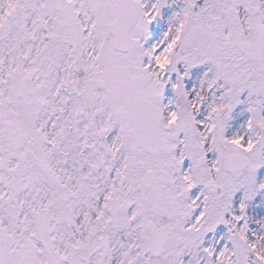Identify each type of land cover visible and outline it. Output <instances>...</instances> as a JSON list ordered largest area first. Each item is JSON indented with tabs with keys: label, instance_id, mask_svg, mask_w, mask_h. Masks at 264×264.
<instances>
[{
	"label": "snow or ice",
	"instance_id": "snow-or-ice-1",
	"mask_svg": "<svg viewBox=\"0 0 264 264\" xmlns=\"http://www.w3.org/2000/svg\"><path fill=\"white\" fill-rule=\"evenodd\" d=\"M0 264H264V0H0Z\"/></svg>",
	"mask_w": 264,
	"mask_h": 264
}]
</instances>
